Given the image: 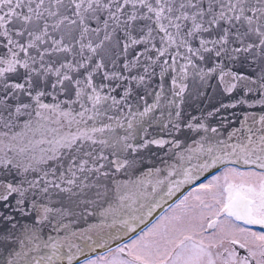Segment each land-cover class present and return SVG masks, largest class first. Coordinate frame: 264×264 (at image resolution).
<instances>
[{"label": "snow or ice", "instance_id": "snow-or-ice-1", "mask_svg": "<svg viewBox=\"0 0 264 264\" xmlns=\"http://www.w3.org/2000/svg\"><path fill=\"white\" fill-rule=\"evenodd\" d=\"M0 264H264V0H0Z\"/></svg>", "mask_w": 264, "mask_h": 264}, {"label": "flooded vegetation", "instance_id": "flooded-vegetation-1", "mask_svg": "<svg viewBox=\"0 0 264 264\" xmlns=\"http://www.w3.org/2000/svg\"><path fill=\"white\" fill-rule=\"evenodd\" d=\"M171 203V202H170ZM167 206H165V208H166ZM159 214H162V210H160L159 212H158V214L157 215H159ZM139 231V230H138ZM136 234H134V235H132V236H135ZM127 240L128 239H126V240H124V241H122V242H120V243H125V242H127ZM116 246V245H115ZM114 246V247H115ZM105 251H99V252H97L96 254H103Z\"/></svg>", "mask_w": 264, "mask_h": 264}, {"label": "water", "instance_id": "water-1", "mask_svg": "<svg viewBox=\"0 0 264 264\" xmlns=\"http://www.w3.org/2000/svg\"><path fill=\"white\" fill-rule=\"evenodd\" d=\"M170 202H171V201H170ZM170 202H169V203H170ZM159 211H160V210H158V212H159ZM157 214H158V213H157ZM141 227H143V225H142ZM130 235H132V234H130ZM127 238H128V237H124L123 240H125V239H127ZM123 240H121V241H123ZM121 241H116V242H114L112 245H115V244H117V243H119V242H121ZM102 250H105V249H98L97 252H98V251H102Z\"/></svg>", "mask_w": 264, "mask_h": 264}, {"label": "rangeland", "instance_id": "rangeland-1", "mask_svg": "<svg viewBox=\"0 0 264 264\" xmlns=\"http://www.w3.org/2000/svg\"><path fill=\"white\" fill-rule=\"evenodd\" d=\"M116 245V244H115ZM115 245H112V247H114ZM104 251H106V250H104Z\"/></svg>", "mask_w": 264, "mask_h": 264}]
</instances>
